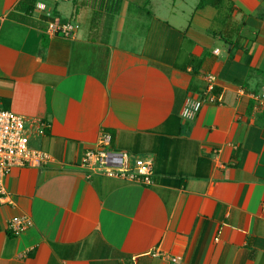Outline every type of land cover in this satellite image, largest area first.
<instances>
[{
  "label": "crops",
  "instance_id": "1",
  "mask_svg": "<svg viewBox=\"0 0 264 264\" xmlns=\"http://www.w3.org/2000/svg\"><path fill=\"white\" fill-rule=\"evenodd\" d=\"M91 3L0 0V109L52 158L5 177L0 264H264V0ZM103 133L151 185L82 166Z\"/></svg>",
  "mask_w": 264,
  "mask_h": 264
},
{
  "label": "built area",
  "instance_id": "2",
  "mask_svg": "<svg viewBox=\"0 0 264 264\" xmlns=\"http://www.w3.org/2000/svg\"><path fill=\"white\" fill-rule=\"evenodd\" d=\"M47 31L50 34L71 37L74 35L75 26L70 22L54 20L49 22ZM203 77L207 82L205 90L211 92L215 86V77L210 74H205ZM203 102V100L188 98L182 117L193 118ZM38 131H40L39 128ZM30 140L26 120L12 111L0 109V194L3 200L8 198L4 189V180L13 168L41 167L52 161L48 152L32 147ZM111 141V135L103 133L98 142L99 148L85 153L82 166L90 173L151 185L154 174L153 161L142 156L132 157L124 151L113 150ZM30 224V220L25 217H14L10 220L8 227L14 236H19Z\"/></svg>",
  "mask_w": 264,
  "mask_h": 264
},
{
  "label": "trees",
  "instance_id": "3",
  "mask_svg": "<svg viewBox=\"0 0 264 264\" xmlns=\"http://www.w3.org/2000/svg\"><path fill=\"white\" fill-rule=\"evenodd\" d=\"M92 17L91 28L96 29L98 23L104 18L112 19L120 10L122 0H91ZM89 5V3H88ZM79 9L76 8L75 15L78 14Z\"/></svg>",
  "mask_w": 264,
  "mask_h": 264
}]
</instances>
